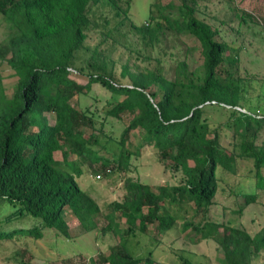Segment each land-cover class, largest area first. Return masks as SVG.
Wrapping results in <instances>:
<instances>
[{
    "label": "trees",
    "instance_id": "16d2710c",
    "mask_svg": "<svg viewBox=\"0 0 264 264\" xmlns=\"http://www.w3.org/2000/svg\"><path fill=\"white\" fill-rule=\"evenodd\" d=\"M131 2L0 0L7 25L0 67L7 63L17 76L8 96L0 72V203L14 206L0 219V241L20 242L13 255L28 264V239L70 237L66 209L85 231L98 229L101 207L78 179L88 171L102 179L123 173L122 197L107 204L106 223L100 227L118 242L86 263L156 264L154 251L164 237L175 231L178 238L189 230L184 238L193 244L217 243L221 264H254L264 253V229L252 234L226 218L264 194V109L245 106L241 80L222 69L224 62L238 61L236 48L199 17L195 0L154 2L149 20L139 25L129 17ZM111 20L115 25L110 27ZM93 24L107 29L108 36L122 27L136 34L140 46H122L128 58L121 75L130 83L115 77L112 61L78 65ZM185 37L199 43L201 63L196 67L187 58L194 45H187ZM95 53L97 48L89 58ZM95 85L109 92L101 121L94 120L88 107L71 103ZM211 111L226 119L214 125ZM109 117L122 122L118 135L114 129L105 131ZM135 130L142 145L132 150L128 140ZM223 137L231 147L222 143ZM145 146L165 170L181 175L180 182L155 188L125 177L131 159ZM58 151L61 160L55 157ZM239 158L252 161L245 176L252 180V191L231 189L219 174H236ZM85 164L91 168L84 169ZM223 194L231 199L222 203L218 219L211 211ZM238 194L244 206L238 205ZM150 227L153 235L147 234ZM178 264L196 263L180 255Z\"/></svg>",
    "mask_w": 264,
    "mask_h": 264
},
{
    "label": "rangeland",
    "instance_id": "374dc122",
    "mask_svg": "<svg viewBox=\"0 0 264 264\" xmlns=\"http://www.w3.org/2000/svg\"><path fill=\"white\" fill-rule=\"evenodd\" d=\"M172 0H132L129 17L136 24H144L150 18V7L154 2L166 4ZM176 1V0H173ZM199 11V17L211 23L219 30L222 40L233 44L236 48L238 61L236 63L224 62L222 69L224 75L230 73L241 80L245 88V106L264 109V0H195ZM3 16L0 13V42L6 39L7 25L2 23ZM115 25V20H111V26ZM107 29L92 25L87 31V36L83 43V49L79 53L78 65L87 66L88 62L96 65V61L102 59L107 63L113 62V72L115 77L122 83H130L129 77L121 75L122 63L128 58L123 54L122 46L128 44L130 47L140 46L137 36L127 27H122L120 31L110 30V35H106ZM187 45H194L195 50L187 55L192 67L201 63L199 43L194 37H185ZM111 45L112 49L106 48ZM99 54L89 58L96 50ZM124 48V47H123ZM89 58V59H88ZM88 61V62H87ZM3 77L5 92L12 96L17 76L14 71L3 62L0 67ZM109 96L100 85L93 86V91L89 95H79L71 99V103L79 108L88 107L94 111V120L104 119L108 104L104 97ZM210 119L221 122L226 119V114L215 111L209 113ZM97 116V117H96ZM50 122H53V115L47 114ZM127 118V117H126ZM122 122L109 117L105 125V131L115 130L118 135ZM230 139L223 137L222 143L228 147ZM128 146L134 150L138 145H142L140 132L135 130L131 133ZM229 144V145H228ZM55 157L62 159L61 152L55 153ZM238 170L236 174L230 172L219 173L228 187L241 191H252V180L245 179L250 174L253 167L249 159H238ZM89 164L84 165V169H89ZM91 168V167H90ZM123 174V173H122ZM122 174L111 176L110 178H97L88 171L79 177L81 186L97 201L101 207V214L97 215L99 227L94 231H85L79 222L73 217L68 209L65 211V219L69 226L70 237L58 236L52 238L49 234L34 241L28 239L26 251L32 253L28 264H81L88 262L89 257H97L98 253L106 252L118 242V237L110 233H102L100 227L106 223L104 214L109 211L107 204L120 200L122 197ZM121 175V176H120ZM133 180L149 183L155 188L164 182L178 183L181 175L174 174L170 170H165L158 162L156 153L150 147H143L141 154L131 159L130 169L124 174ZM230 197L225 194L219 196V202L212 208L211 215L221 218L222 203ZM238 205H243V197L238 194L236 197ZM14 206L4 202L0 203V219L11 212ZM227 220L232 225L244 228L250 233H255L259 229H264V194L260 196L257 203L250 204L243 208L240 214H226ZM197 219H201L200 216ZM121 227L124 229V220L120 219ZM155 230L150 227L148 235H153ZM189 230L175 238L177 233H168L162 244L154 251L156 264H178L180 255L190 258L196 264H221L222 257L220 247L213 240H202L198 244H193L189 239H185V234ZM21 248L20 242L16 240L0 241V264H21L20 256L13 255V251ZM254 264H264V253L254 260Z\"/></svg>",
    "mask_w": 264,
    "mask_h": 264
},
{
    "label": "built area",
    "instance_id": "2783aa9c",
    "mask_svg": "<svg viewBox=\"0 0 264 264\" xmlns=\"http://www.w3.org/2000/svg\"><path fill=\"white\" fill-rule=\"evenodd\" d=\"M85 264H91V263H85Z\"/></svg>",
    "mask_w": 264,
    "mask_h": 264
}]
</instances>
